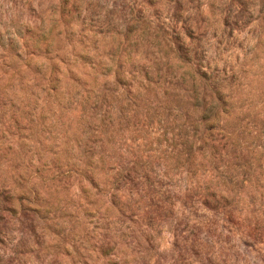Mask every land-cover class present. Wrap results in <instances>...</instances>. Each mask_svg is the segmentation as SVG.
Segmentation results:
<instances>
[{
  "label": "rangeland",
  "instance_id": "1",
  "mask_svg": "<svg viewBox=\"0 0 264 264\" xmlns=\"http://www.w3.org/2000/svg\"><path fill=\"white\" fill-rule=\"evenodd\" d=\"M0 264H264V0H0Z\"/></svg>",
  "mask_w": 264,
  "mask_h": 264
}]
</instances>
